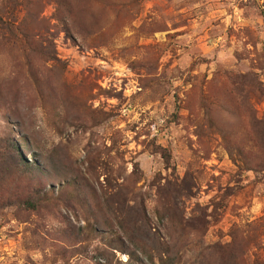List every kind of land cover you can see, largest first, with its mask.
<instances>
[{
    "label": "rangeland",
    "instance_id": "obj_1",
    "mask_svg": "<svg viewBox=\"0 0 264 264\" xmlns=\"http://www.w3.org/2000/svg\"><path fill=\"white\" fill-rule=\"evenodd\" d=\"M171 263L264 264V0H0V264Z\"/></svg>",
    "mask_w": 264,
    "mask_h": 264
},
{
    "label": "trees",
    "instance_id": "obj_2",
    "mask_svg": "<svg viewBox=\"0 0 264 264\" xmlns=\"http://www.w3.org/2000/svg\"><path fill=\"white\" fill-rule=\"evenodd\" d=\"M23 162V163H21ZM18 163L21 164L22 169L25 172H31L33 174H37V173H44V170L42 168L39 167V165L35 162V164H29L27 163V161L24 159V157L20 158V160L18 161ZM28 206H31L33 208L36 207V205L33 202H27L25 203ZM172 264V263H171Z\"/></svg>",
    "mask_w": 264,
    "mask_h": 264
}]
</instances>
